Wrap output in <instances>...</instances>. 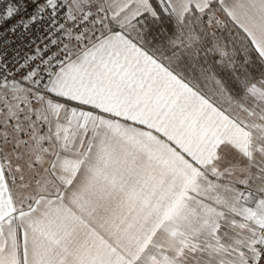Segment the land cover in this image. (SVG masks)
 <instances>
[{
    "label": "snow or ice",
    "instance_id": "snow-or-ice-1",
    "mask_svg": "<svg viewBox=\"0 0 264 264\" xmlns=\"http://www.w3.org/2000/svg\"><path fill=\"white\" fill-rule=\"evenodd\" d=\"M0 264H264V0H0Z\"/></svg>",
    "mask_w": 264,
    "mask_h": 264
}]
</instances>
